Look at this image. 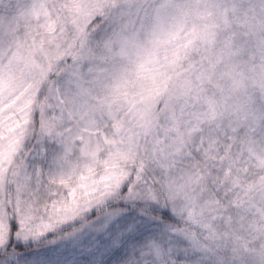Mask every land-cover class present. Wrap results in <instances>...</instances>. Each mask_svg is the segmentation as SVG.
Masks as SVG:
<instances>
[{"label":"snow or ice","instance_id":"obj_1","mask_svg":"<svg viewBox=\"0 0 264 264\" xmlns=\"http://www.w3.org/2000/svg\"><path fill=\"white\" fill-rule=\"evenodd\" d=\"M0 264H264V0H0Z\"/></svg>","mask_w":264,"mask_h":264}]
</instances>
